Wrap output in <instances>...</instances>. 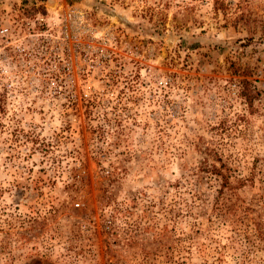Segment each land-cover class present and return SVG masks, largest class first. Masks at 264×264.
<instances>
[{
	"label": "rangeland",
	"instance_id": "obj_1",
	"mask_svg": "<svg viewBox=\"0 0 264 264\" xmlns=\"http://www.w3.org/2000/svg\"><path fill=\"white\" fill-rule=\"evenodd\" d=\"M19 1L90 49L0 79V264H264V0Z\"/></svg>",
	"mask_w": 264,
	"mask_h": 264
},
{
	"label": "built area",
	"instance_id": "obj_2",
	"mask_svg": "<svg viewBox=\"0 0 264 264\" xmlns=\"http://www.w3.org/2000/svg\"><path fill=\"white\" fill-rule=\"evenodd\" d=\"M24 3L17 2L0 24L2 85L13 78L33 82L40 73L44 84L63 87L72 101L70 87L80 71L76 56L90 49L86 14L73 7L40 12Z\"/></svg>",
	"mask_w": 264,
	"mask_h": 264
},
{
	"label": "trees",
	"instance_id": "obj_3",
	"mask_svg": "<svg viewBox=\"0 0 264 264\" xmlns=\"http://www.w3.org/2000/svg\"><path fill=\"white\" fill-rule=\"evenodd\" d=\"M219 1H222V0H214V1H213V3L215 4V7H214L215 9H216V8H219V7H218V2H219ZM221 3H222V2H220V4H221Z\"/></svg>",
	"mask_w": 264,
	"mask_h": 264
}]
</instances>
